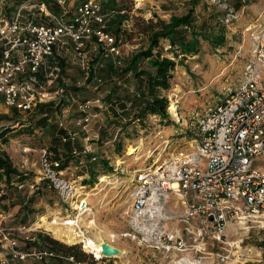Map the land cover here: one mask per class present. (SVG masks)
Wrapping results in <instances>:
<instances>
[{"label":"built area","instance_id":"2783aa9c","mask_svg":"<svg viewBox=\"0 0 264 264\" xmlns=\"http://www.w3.org/2000/svg\"><path fill=\"white\" fill-rule=\"evenodd\" d=\"M51 6L59 14L52 12ZM114 17L115 12L103 10L99 0H24L10 19L0 18V110L22 115L43 109L40 115L47 117V107L57 108L67 99L80 114L74 127L85 133L81 147H77L79 132L67 130L64 115L56 116L53 122L58 131H64L59 141L68 146L74 161L64 164L53 150L43 148L32 164L35 171L29 185L34 190L48 183L66 216L73 215L74 219L94 217L84 190L90 185L91 174L96 171L92 165L98 160L93 144L100 141L99 131L93 127L108 106L99 96L80 99L76 93L71 97L65 85L53 89L61 71L57 58L72 55L82 71L83 86L100 89L105 81L96 75L99 65L90 69L88 55L97 53L101 61L114 63L121 58L120 40L111 33ZM248 29L253 41L251 59L242 71L241 81L227 89L224 99L208 107L204 115H192L185 128L193 131V136L162 162L153 160L133 170L129 183L117 177L122 171L116 160L112 174L96 177L99 184L106 186L125 188L126 183L131 184L130 232L120 237L132 238L144 248L164 254L192 255L198 261L207 256L218 258L219 264L261 262L257 247L242 248V239L230 242L227 236L232 224L238 229L264 231V171L253 165L257 159H264V19L258 18ZM164 50H170V45ZM169 118L177 125L179 119L183 121L178 113H169ZM18 125L16 122L9 128L17 129ZM9 128L4 127L0 134ZM120 132L117 128L114 138ZM78 171L80 174L74 175ZM24 187L20 184L17 189ZM2 195L0 191V199ZM169 202L181 211H164ZM11 219L0 201V264H25L29 259L78 264L73 257L49 249L18 250L20 241L36 242L35 233L41 227L36 222L7 226ZM76 230L86 236L82 225ZM117 236H107L108 243L113 245ZM102 258L106 257L101 255L96 262Z\"/></svg>","mask_w":264,"mask_h":264},{"label":"rangeland","instance_id":"374dc122","mask_svg":"<svg viewBox=\"0 0 264 264\" xmlns=\"http://www.w3.org/2000/svg\"><path fill=\"white\" fill-rule=\"evenodd\" d=\"M23 1L0 0V18L10 19ZM257 1L195 0L192 3V0H99L103 10L115 12V17L110 27L111 33L119 38L121 44V58L114 60L115 63L113 62L114 65L116 64L115 67L120 74L127 67L131 55H134V53L138 54L151 45V37L160 31L162 22L168 23L172 17L184 16L193 8L194 13L191 16L193 25L190 27H178L176 33H171L168 38L161 36L158 40V47L152 51L153 57L158 59L167 58L175 64V68L170 72L172 79L168 81V88H162V92L160 90L154 91L155 95H162V98L168 101L166 122L154 123L153 121L155 119L159 120V118L141 117V121L137 122L136 126L128 131V135L119 136L116 141H112V138L108 136L102 135L101 137L100 134V141L102 143L100 141L98 143L102 145L109 142V146H114L117 149L115 152L118 156H112L114 151L113 147H110L111 152L108 156L111 158L104 161L106 163L109 162L111 165L105 166L104 164L97 166L95 167L96 171L91 174L90 185L86 187L84 193L87 195V199H89V203L93 208L92 214L94 217L83 215L81 225L84 227L85 235L96 246L99 243L98 237L101 233L118 235L113 246L116 249L119 248L125 251V254L114 256L113 258H102L96 262V259L89 253V250L82 248V243L71 245L62 243L60 240L55 239L48 231L44 230V228H39L38 232L35 233L42 236L40 241L42 248L34 246V250L49 249L63 254L66 252L65 247H73L75 254L81 252L78 256L80 262L74 259L78 264H219V259L215 257L207 258V256H204V258L198 261L192 255H170L151 248L147 249L136 240L122 238L119 234L130 232V192L132 191V187L131 184L127 185V183L130 182L133 170L142 169L153 160L158 159L159 162H162L166 159L168 154L178 147V144H174L172 140L181 139V142H183L193 136L194 132L187 130V127L185 128L186 122L187 125L190 124L192 115L188 121H186V118L190 117L191 113H197L199 116L204 115L208 107H212L213 104L215 105L218 101L224 99L227 89L237 86L241 81L242 69H244L246 63L251 59V53L249 55L244 53L242 47L243 40L245 39L249 43H253V41H251L249 32H244L246 26L238 27V23L250 15L249 9L251 11L252 6ZM243 7L248 8H245L244 15H240L239 10ZM50 10L56 15L59 14L58 9H55L53 6H51ZM28 13L26 12V14ZM34 14L36 17L38 12L35 11ZM257 17L261 18V20L264 19V13L261 16L257 15ZM120 25L123 29L119 27ZM230 35L232 38L229 39L228 36ZM168 45L172 49L165 51L164 47L166 48ZM175 47H179L178 53L181 52L178 57H173L170 54L176 50ZM94 55H97V53H90L88 55V62L92 71L98 59V55L96 57ZM144 61L145 59L140 60L139 71L144 74V72H148L149 68L151 71L149 74L153 75L155 70L146 63L143 64ZM60 62L64 64V68H61ZM57 63L61 71L57 74L53 89L59 86V84L65 85L67 91L71 93V97L76 96L80 90L85 88L83 86V74L76 59L72 55H66L58 57ZM100 69V67L96 68V75L98 77H100ZM126 77L127 75L122 78L125 79ZM42 79L40 78L39 80L42 82ZM93 87L90 89H93ZM98 90L94 91L97 92ZM65 100L57 108L47 107L45 110L49 114L47 117H41L40 114H42L43 109H39V111L35 109L31 113L22 115L13 110H0V130L4 127L9 128L14 123L19 122L17 129L9 128L0 134V154L8 158L13 169L22 172V174H27V177H22V179L15 181L33 178L35 167L32 164L39 158L40 151L45 147L53 150L59 158H71L68 146L62 147L58 143L61 132L53 124L56 116L64 115L68 108L67 106H71L72 102ZM171 104H174V108L177 111L176 114L178 113L182 119L184 118L185 124H182L183 121L180 119L178 125L170 121L168 107ZM72 109L76 110L74 107H71ZM157 125H160L161 128H157ZM162 126L170 129L173 127V130L178 132L181 129L183 134H174L168 137L164 133L157 134L163 130ZM67 127L70 128V125L68 124ZM78 134L80 137H83L81 133ZM129 137L132 141L130 143H133V145L141 143L142 147L138 150L135 149V153L128 156L126 153L130 147L127 149L126 144L122 141L123 138L129 139ZM110 141L112 142L110 143ZM26 148L30 149V151L25 152ZM149 155L150 157L148 158L147 156ZM120 157H122L120 162L124 163L123 165L119 164L121 166L119 170L123 174L119 173L117 177L127 182L125 188H121L117 184H115L116 187L114 185V187L112 185L106 186L104 183L99 184L96 177L103 175V173L112 174L110 170L115 167V160L119 162ZM253 165L255 168L264 171V159H257ZM84 184L86 183L84 182ZM10 187L7 189H10ZM24 190H19L22 195H19L18 190H15L14 192L17 193L16 197L25 198L26 195L23 194ZM37 192L38 190L29 195L30 201L27 207L30 211L38 213V218L29 222V224L35 223L41 217H44L46 221L54 220L55 216L60 218L68 217L64 212V207L61 206L52 189L44 190L39 195H37ZM102 197L105 198V201L103 204H100ZM164 208V211L168 212L181 211L179 206H175L172 202L165 204ZM17 217L19 218V216ZM70 218L74 219V216L71 215ZM22 224H25V222ZM91 224L94 227L90 226ZM227 229L228 241L234 242L236 239H242V243L240 244L242 248L245 246H255L259 249L262 257L261 262L251 264H264V231L262 229H238L235 224L228 226ZM49 239L59 242L61 247L52 246L48 241ZM208 251L211 252L212 250L209 249ZM212 252L216 253V251ZM183 257L188 258L189 261L184 263ZM106 260H110V262L106 263ZM225 262L226 264L229 263ZM36 263L72 264L69 261L58 259H46V261Z\"/></svg>","mask_w":264,"mask_h":264},{"label":"crops","instance_id":"0c3cea01","mask_svg":"<svg viewBox=\"0 0 264 264\" xmlns=\"http://www.w3.org/2000/svg\"><path fill=\"white\" fill-rule=\"evenodd\" d=\"M256 1V0H255ZM245 8L248 7H243L241 8V10H239L240 15H244L243 12L245 10ZM249 16H246L245 19H242L239 23H238V27H245L244 32H249L250 31L248 28L251 27V24H253L255 22V20L258 19L257 15L261 16L264 13V0H258L257 3H254V5L251 8V11L249 9ZM241 17V16H240ZM114 20V19H113ZM164 24H167L166 22H164ZM250 25V26H249ZM177 31L176 30H172L170 33L175 34ZM228 38H232L231 35L228 36ZM243 50L244 53H247L248 55L251 53L252 51V43H249V41H245V39L243 40ZM136 54V53H134ZM98 55V54H97ZM97 55H94L95 57ZM133 55H131L129 57H132ZM98 59L96 61V66L99 65V67L101 68L99 71V75L100 77H102V79H104L105 84L103 86L100 87V89L95 92L94 89H89V88H84L82 90L79 91V96H81L82 99H93L96 96H99L102 98L103 102L108 106V110L103 112V114H101V117L99 118V120L97 121V125L93 127V130L99 131V138H100V134L101 137L102 135L104 136H108L110 138H112V141H116L118 139L119 136H126L124 134L128 135V131L132 130L136 125L137 122L141 121L140 118L138 117L139 113L137 110H139V108L145 103L146 99L149 98L148 95V90H149V84L147 81V73H151L150 69L148 68V72H144V74L142 73L141 75H137L135 71V69H132V71H129V73L127 74V77L125 79H123L120 73H118L119 71L116 69L114 63L110 60L108 61H101L100 60V56H97ZM99 63V64H97ZM129 63V62H128ZM147 64L149 66H151V61H149L148 59H145V61L143 62V64ZM140 63L137 65V68H139ZM243 70V69H242ZM146 71V70H145ZM123 79V80H122ZM117 80H120L118 84ZM155 90H160L162 92V88H158ZM156 92V91H155ZM158 98H162V95H158ZM67 110L64 113V118H65V123L66 126H68V124L70 125V128L67 127V130L73 131V132H79L82 134V136L84 137L85 133L84 132H80L78 128L74 127V121L77 119V117L80 116V114H78L77 110L72 109L76 108V106L71 105L70 107L67 106ZM195 113H191L190 117L186 118V121H188L191 118V115H193ZM136 115V118H135ZM147 117L151 116L149 114L145 115ZM128 120V122L123 123L124 120ZM156 118H159V120L155 119L153 122H166V119H161L160 117L155 116ZM152 119V118H151ZM126 126V127H124ZM119 128L121 130V134L117 135L116 138H114V134L116 132V129ZM132 128V129H131ZM157 128H161L160 125H157ZM172 129L168 128V127H164L162 126V131H159L157 134H161L164 133L166 137L168 136H173L174 134L177 135H182L183 131L180 129L179 132L178 131H174L173 127H171ZM135 130V129H134ZM93 131V133H94ZM187 131V130H185ZM61 133H63L64 131H60ZM126 132V133H125ZM181 132V133H180ZM83 137H78V144L77 147H81L83 145ZM181 137V136H180ZM60 138V136H59ZM58 138V143L60 144V146H67V145H62L59 141ZM110 141V143L112 142ZM141 141V140H140ZM174 144H178V146H180V143L182 144L183 142H181V139H177V140H172ZM124 144H126L127 149L129 147H134L136 150H138L139 148H141V143L138 145H133V143L129 139L127 138H123L122 141ZM100 143H102V141H100ZM108 143H103L102 145H100L99 143H95L93 144V147L95 149V154L98 157L97 162L92 165L93 169L95 168V166H102L104 165V160H106L107 158L110 159L111 157L108 156V154L111 152L110 151V147H113V155L112 156H118V154L115 152L117 149L114 146H109ZM70 151V150H69ZM70 154V152H69ZM127 155V153H126ZM70 159H68V157H62L64 159V164H68V163H72L74 161V158L70 155ZM124 157V156H123ZM148 158L150 157L147 156ZM89 158V157H88ZM122 157L119 158V161L121 160ZM124 163V162H121ZM107 164H109V166L111 165L109 162H107ZM113 168L110 170V172H112ZM80 174V172H76L74 175H78ZM105 175H107L108 173H103ZM119 174V173H117ZM123 174V172H122ZM12 176V177H11ZM22 177H27V174H22V172H18L16 171L15 174H10V177L7 179L5 174L0 171V191H3V195L0 199V201L2 202L3 207L10 213V215H12V219L11 221H9L7 223V226H16L18 224H22L23 222H25V224H29V222L35 220L38 218V213H36L35 211H30V209L27 207L29 200V195L31 193H33L34 191H37V195H39L40 193L44 192V190L50 189L48 186V183L44 182L41 183L39 185L36 186V188L34 190H30L29 189V185L30 182L32 180V178L30 179H24L23 181H15V180H20L22 179ZM20 184H24V192L23 194L26 195L25 198L21 197V198H17V193H15V190L17 189V186ZM11 186V187H10ZM115 186V185H114ZM113 186V187H114ZM8 187H10V189H7ZM116 187V186H115ZM29 189V191H27ZM22 191V190H21ZM19 195H22L20 193V191L18 190ZM102 199H105L102 197ZM101 199V200H102ZM7 205V207H5V205ZM31 208V207H30ZM19 216V218L17 217ZM38 221V220H37ZM36 221V222H37ZM41 239L42 236L40 234H37V240L36 242H29L27 244H24L23 242H19L18 244V250L24 251V252H29V250H32L35 247L37 248H42L41 247ZM110 262V260H106L105 261ZM35 264L36 262L29 260L26 264ZM37 264V263H36Z\"/></svg>","mask_w":264,"mask_h":264},{"label":"trees","instance_id":"16d2710c","mask_svg":"<svg viewBox=\"0 0 264 264\" xmlns=\"http://www.w3.org/2000/svg\"><path fill=\"white\" fill-rule=\"evenodd\" d=\"M195 0H192V3ZM194 11L193 8L184 16H180L177 18L172 17L170 21L167 24H164V22L161 23V29L151 37V45L145 49L144 51H141L140 53L134 54L125 68L124 72H121V76L125 77L129 71H132V69H135L137 75H141L142 72L139 71V68H137V65L140 63V60L148 59L151 61V67L155 70V73L153 75L147 73L146 78L149 84V90L148 95L149 98L146 99L145 103L137 110L139 113L137 118L145 117V115L149 114L150 116H157L161 119H166L168 116V112L166 111V108L168 106V101L165 98H158L157 95H155V89L158 88H168V81L172 79L170 72L175 68V64L173 61L167 59V58H161L158 59L156 57H153L152 51L154 48L158 47V40L160 37L168 38L171 35L172 30H176L178 27H190L193 25V21L191 19V16L193 15ZM176 50L172 51L170 54L173 55V57H178L180 53H178V48L175 47ZM171 50V49H170ZM182 50V49H181ZM168 51V50H167ZM178 54V55H177ZM61 68H64V64L60 62ZM136 118V115H135ZM105 166L108 164L104 162ZM0 171H2L6 178L8 179L10 177V174H15L16 170L11 167L10 161L5 156H2L0 154ZM52 246L61 247L59 242L49 239L48 240ZM66 252L63 253L64 255L71 256L75 260L80 262L79 254L81 253H74L73 247H65ZM84 255V254H83Z\"/></svg>","mask_w":264,"mask_h":264},{"label":"bare ground","instance_id":"6f19581e","mask_svg":"<svg viewBox=\"0 0 264 264\" xmlns=\"http://www.w3.org/2000/svg\"><path fill=\"white\" fill-rule=\"evenodd\" d=\"M174 104H171L168 107V111L170 113H172L173 115H176V109L174 108ZM184 119V118H183ZM187 123V122H186ZM182 124H185L184 122ZM135 153V148L130 147L127 151V155H131ZM157 162V161H156ZM121 162H117V164H120ZM82 218L81 216H79L77 219H71L70 216L66 217V218H60V217H56L55 219L52 221H46L45 218L41 217L37 222L36 225H38L41 228H44V230L48 231L55 239L60 240V242H64L66 244H80L82 243V248L85 250V248L87 250H89V253L92 254L94 256V258H101V248L100 245L101 244H106L108 247L114 249L115 246L110 245L107 241V234H100L99 238V243L96 246L94 244V242L89 239L87 236L82 235L81 233H78L76 228L79 227V225H81L82 223ZM95 221V219H94ZM90 226H93V224H91ZM119 249V248H118ZM119 255L121 256L123 254H125V251L119 249ZM243 255L242 253H239L238 256ZM244 259H246L247 257H243ZM187 260L186 258H183V262L186 263Z\"/></svg>","mask_w":264,"mask_h":264},{"label":"water","instance_id":"95a60500","mask_svg":"<svg viewBox=\"0 0 264 264\" xmlns=\"http://www.w3.org/2000/svg\"><path fill=\"white\" fill-rule=\"evenodd\" d=\"M100 248L102 250L101 255L105 256L106 258H113L114 256L119 255L118 249L116 248L112 249L108 247L106 244H101Z\"/></svg>","mask_w":264,"mask_h":264}]
</instances>
